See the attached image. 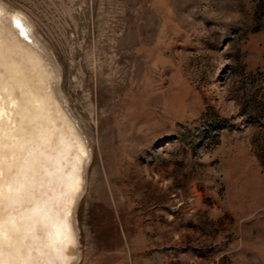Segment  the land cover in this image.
Listing matches in <instances>:
<instances>
[{
	"label": "rangeland",
	"instance_id": "1",
	"mask_svg": "<svg viewBox=\"0 0 264 264\" xmlns=\"http://www.w3.org/2000/svg\"><path fill=\"white\" fill-rule=\"evenodd\" d=\"M0 7L89 152L71 264H264V0Z\"/></svg>",
	"mask_w": 264,
	"mask_h": 264
},
{
	"label": "bare ground",
	"instance_id": "2",
	"mask_svg": "<svg viewBox=\"0 0 264 264\" xmlns=\"http://www.w3.org/2000/svg\"><path fill=\"white\" fill-rule=\"evenodd\" d=\"M3 11L0 7L1 22ZM11 19L12 24L19 22V33L29 34L31 28L21 15ZM2 30L0 264H71L78 255L75 206L87 145L59 102L40 92L26 78L23 62L5 52L6 45L23 51L26 47L9 43ZM29 61L39 82L50 80L33 49Z\"/></svg>",
	"mask_w": 264,
	"mask_h": 264
},
{
	"label": "snow or ice",
	"instance_id": "3",
	"mask_svg": "<svg viewBox=\"0 0 264 264\" xmlns=\"http://www.w3.org/2000/svg\"><path fill=\"white\" fill-rule=\"evenodd\" d=\"M17 23V27H19V22H16Z\"/></svg>",
	"mask_w": 264,
	"mask_h": 264
}]
</instances>
